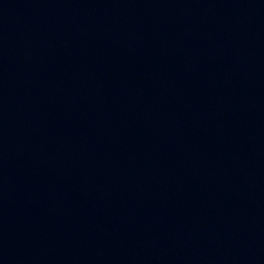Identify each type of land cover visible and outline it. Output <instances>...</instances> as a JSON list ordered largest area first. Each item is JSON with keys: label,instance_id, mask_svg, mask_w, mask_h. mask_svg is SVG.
<instances>
[{"label": "water", "instance_id": "95a60500", "mask_svg": "<svg viewBox=\"0 0 264 264\" xmlns=\"http://www.w3.org/2000/svg\"><path fill=\"white\" fill-rule=\"evenodd\" d=\"M0 264H264V0H0Z\"/></svg>", "mask_w": 264, "mask_h": 264}]
</instances>
